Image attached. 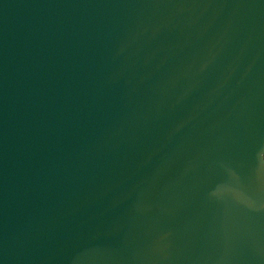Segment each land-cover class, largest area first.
Instances as JSON below:
<instances>
[{
    "label": "water",
    "instance_id": "95a60500",
    "mask_svg": "<svg viewBox=\"0 0 264 264\" xmlns=\"http://www.w3.org/2000/svg\"><path fill=\"white\" fill-rule=\"evenodd\" d=\"M0 264H264V0H0Z\"/></svg>",
    "mask_w": 264,
    "mask_h": 264
}]
</instances>
